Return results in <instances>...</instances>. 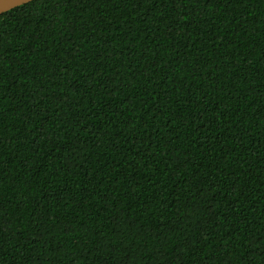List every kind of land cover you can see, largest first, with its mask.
Wrapping results in <instances>:
<instances>
[{"label": "trees", "instance_id": "trees-1", "mask_svg": "<svg viewBox=\"0 0 264 264\" xmlns=\"http://www.w3.org/2000/svg\"><path fill=\"white\" fill-rule=\"evenodd\" d=\"M0 264H264V0L1 13Z\"/></svg>", "mask_w": 264, "mask_h": 264}, {"label": "water", "instance_id": "water-1", "mask_svg": "<svg viewBox=\"0 0 264 264\" xmlns=\"http://www.w3.org/2000/svg\"><path fill=\"white\" fill-rule=\"evenodd\" d=\"M31 0H0V14Z\"/></svg>", "mask_w": 264, "mask_h": 264}]
</instances>
